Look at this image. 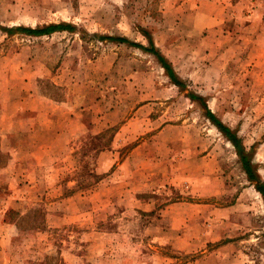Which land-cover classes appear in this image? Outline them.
<instances>
[{"label": "rangeland", "instance_id": "obj_1", "mask_svg": "<svg viewBox=\"0 0 264 264\" xmlns=\"http://www.w3.org/2000/svg\"><path fill=\"white\" fill-rule=\"evenodd\" d=\"M189 93L264 183V0H0V264H264L256 181Z\"/></svg>", "mask_w": 264, "mask_h": 264}, {"label": "trees", "instance_id": "obj_2", "mask_svg": "<svg viewBox=\"0 0 264 264\" xmlns=\"http://www.w3.org/2000/svg\"><path fill=\"white\" fill-rule=\"evenodd\" d=\"M73 26L69 23H56V24H49L44 27H36V28H30V27H15L14 29L21 30L26 34L29 35H34V36H41L45 34H50L54 31L58 30H71ZM109 39H113L111 37H108ZM120 42H127L129 44L138 46L142 49H145L146 51L152 53L153 55L156 56L158 61L160 62L161 66L165 69L167 75L170 77L172 82L178 86L183 87V83L174 71L172 70L170 64L166 61V59L155 49L153 43H150V46L148 48L144 47L143 45L137 44V43H130L128 39L124 38H118L117 39ZM191 99L198 100L199 102L202 103L204 108L206 109V105L203 101V98L194 94V93H189L188 95ZM206 116L207 118L226 136V138L234 145V147L237 150V153L239 154L242 168L244 169L245 173L247 174L248 178L250 180H254L255 186L257 191L260 193L262 196V199L264 201V183L259 181L257 179V176L255 175L254 167L253 164L250 160V158L245 154L244 149L242 147V144L240 142V139L236 136V133L228 126L223 124L209 109H206Z\"/></svg>", "mask_w": 264, "mask_h": 264}, {"label": "crops", "instance_id": "obj_3", "mask_svg": "<svg viewBox=\"0 0 264 264\" xmlns=\"http://www.w3.org/2000/svg\"><path fill=\"white\" fill-rule=\"evenodd\" d=\"M77 119H78V118L75 117V118H72V120H68V122H69V124H75V122L78 121ZM67 132H69V128H68V127H67ZM47 133H49V132H47ZM12 137H14V135H12V136L10 137V139H11ZM0 152H1V151H0Z\"/></svg>", "mask_w": 264, "mask_h": 264}]
</instances>
